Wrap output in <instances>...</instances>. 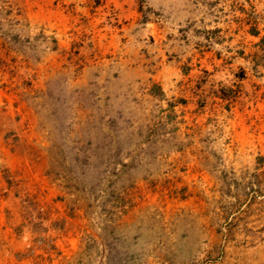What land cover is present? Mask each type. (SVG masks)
Masks as SVG:
<instances>
[{
    "label": "rangeland",
    "instance_id": "obj_1",
    "mask_svg": "<svg viewBox=\"0 0 264 264\" xmlns=\"http://www.w3.org/2000/svg\"><path fill=\"white\" fill-rule=\"evenodd\" d=\"M240 26L264 0H0V264H264V106L240 149L174 118L264 63Z\"/></svg>",
    "mask_w": 264,
    "mask_h": 264
},
{
    "label": "crops",
    "instance_id": "obj_2",
    "mask_svg": "<svg viewBox=\"0 0 264 264\" xmlns=\"http://www.w3.org/2000/svg\"><path fill=\"white\" fill-rule=\"evenodd\" d=\"M242 28V26L238 28L237 37L240 39H237V53L242 56L245 55L252 44L253 54L256 55L257 50L259 57L262 56L261 51L264 50V44L261 43V39L264 38V29L256 28L251 33ZM233 33L229 28L227 35ZM247 33L253 37L250 42H247ZM228 45L230 47V44ZM243 62L244 66H241L243 69L242 76L237 81L234 80L235 82L233 80L227 82L228 86L224 83L222 86V82L211 79L210 76L213 75H209V94L207 95L200 94L202 86L194 87L183 84V82L179 83L177 91L180 88L183 90H180L178 94L179 101L176 102V105L181 110L174 118L181 121V129H183L179 128L181 135L193 141L192 147L194 145H197V149L206 147L209 148V152L224 150L226 146L232 143V141L225 143V138H235L244 134L247 128L254 127L256 119L260 123L264 106V63L258 64L255 61L251 65L249 61ZM209 67L210 71L215 69L210 66V62ZM186 87L189 89L185 90ZM205 133L209 134V143L204 142L203 139L200 143L198 139L203 138ZM249 134H252V131ZM233 146H235L234 149L243 147L238 142H235ZM252 148L255 150L256 145L253 144ZM211 177H214L213 172H209V179Z\"/></svg>",
    "mask_w": 264,
    "mask_h": 264
}]
</instances>
